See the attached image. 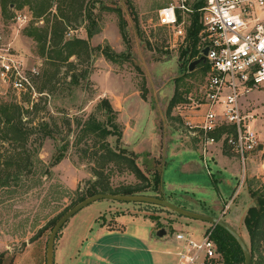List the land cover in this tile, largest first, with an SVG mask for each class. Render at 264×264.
Segmentation results:
<instances>
[{
	"label": "rangeland",
	"instance_id": "rangeland-1",
	"mask_svg": "<svg viewBox=\"0 0 264 264\" xmlns=\"http://www.w3.org/2000/svg\"><path fill=\"white\" fill-rule=\"evenodd\" d=\"M163 2L165 1L84 0L81 16L76 21H74L75 15H79L76 2L70 3L65 0H53L51 14L39 19L32 17L27 5L20 9L9 5L4 13H1L0 9V49H6L15 55L24 64L26 73L34 69L37 74L32 75L31 80L36 95L17 94L0 80V105L20 107L21 120L26 126L36 127L38 123L45 122L52 131L50 136H45L35 130L28 138L29 147L35 151L32 173L21 171L17 178L9 179L7 186H0V258L3 264H45L47 242L53 226L62 215L88 197L82 194L85 193L88 183L95 180L91 170L96 158L85 155L83 151L86 150L88 154L97 151L101 141L92 135L82 138L79 142L78 140L81 125L89 116L99 121L106 120L100 108L103 98L100 97L101 93L97 87L102 81L96 75L103 76L106 73L110 77L112 73L122 76L121 79L128 88L138 91L139 95H145L143 100L151 105L158 116L163 117V121L174 128L175 134L180 136L183 143L191 142L184 136L181 106L189 102L188 97H192L195 101L201 98V90L210 69L204 72V68L198 64L192 72L187 71L188 56L181 58V55L189 48L192 40H188L187 32L183 37H175L171 30L158 26L157 10ZM57 4L67 10L66 14L71 19L69 26L63 27V41L73 39L86 41L89 48L88 55L83 49L79 51L78 56H71L67 60L63 59L65 53L62 57L55 58L57 56L55 52L59 47L52 48L47 42L41 49L32 38L25 35L26 30L31 27L42 30L50 25L52 21L49 24L44 21L52 20L51 15L56 13ZM17 6L19 7V4ZM121 26L125 33L123 38ZM87 30L94 33L91 38H87ZM197 38L198 48L201 42L200 31ZM104 48H109L114 53L116 56L114 63L106 60L101 54ZM204 65L209 67L207 63ZM73 78L75 80L71 82ZM112 83L116 86V82ZM175 93L178 99L173 100ZM256 93L248 95L247 99L254 98ZM258 98L264 102V94ZM77 122H80L79 126ZM116 123L119 125L118 122ZM106 141L113 150L125 151L123 156L135 161L136 157L130 151L121 144L116 145L114 137H108ZM62 147H65V150L62 158L57 161L58 151ZM223 149L231 152L227 148ZM254 155L258 157V164L262 165L260 168L264 173L263 140L254 151ZM155 160L158 162L157 159ZM116 163L120 165L109 166L111 168L109 181L113 188L130 185L147 187V183L138 181L133 174L121 166L123 161ZM151 164V162L149 165L136 164L146 179L147 175L151 176L149 181L153 174L159 176L161 167V163H157L159 165L156 168ZM245 165L242 167L240 164L239 169L242 173L244 168H247V163ZM11 173L15 174L13 170ZM148 186H152V183L150 182ZM248 189L250 194L258 189L263 190L264 176L260 175L258 180L248 184ZM142 195L156 196L149 190L144 191ZM107 203L112 209L128 207L136 216H143L144 212L151 214L144 216L154 218L156 230L164 229L166 235L184 228L183 225L182 228L171 225L172 219L185 220L167 209L147 204L105 200L90 204L73 219L86 220L95 207ZM236 204L232 205L230 211L240 206ZM102 218L106 217H99L96 221L99 222ZM243 219L242 223L238 219L239 223L229 226L244 238L249 247ZM200 223L205 229L211 226ZM104 227L112 229L115 225L111 221H106ZM138 233L144 235L145 232L140 229ZM165 236L157 237L156 240L167 242ZM118 239L121 237L115 239L103 236L100 243L104 247H110L116 245ZM171 246L170 242L156 245V248L162 251L160 257L170 261L173 258L168 254L173 252ZM111 251L116 253L112 256L119 254V258L110 259L112 264L135 262L132 258H124V255L128 254L127 251L126 253L123 250ZM259 262V256H255L254 263ZM98 263L90 259L87 264Z\"/></svg>",
	"mask_w": 264,
	"mask_h": 264
},
{
	"label": "crops",
	"instance_id": "crops-1",
	"mask_svg": "<svg viewBox=\"0 0 264 264\" xmlns=\"http://www.w3.org/2000/svg\"><path fill=\"white\" fill-rule=\"evenodd\" d=\"M96 76L102 81V84L97 85L100 97L107 98L117 112V122L122 131L120 140L122 147L136 157L137 165L145 163L149 165L151 162L156 168L159 165L157 163H161L160 185L156 196L187 211L218 217L230 226L239 223V220L242 223L246 210L253 204L248 184L258 180L260 175L264 176L260 168L262 165L260 166L257 161L258 157L254 153L249 156L246 161L247 168H244L242 173L238 157L218 146L212 149L211 160L207 162L206 169L195 142L191 140L183 143L180 136L175 134L174 128L163 121L161 115H157L138 91L126 86L121 79L122 76L112 73L110 77L106 73L103 76L101 74ZM112 82H116V86H113ZM263 87L264 85L248 94L257 92L254 98L247 99V95L244 100L245 107L258 114L256 129L260 143L261 140L264 141V102L259 100L258 96L264 94ZM150 177L147 175L148 180ZM240 191L242 193L239 195ZM234 203L240 206L230 211ZM98 206L86 220L73 219L79 211L62 227L54 247V264H87L90 259L102 264H112L110 259L119 258V254L112 256L116 253L111 250H123L125 253L127 251L129 255L123 254L124 258L135 260L131 264H177L174 251L167 252L173 257L170 261L160 257L162 251L158 250L156 245L167 242L156 240V220L144 216L148 213L136 216L128 207L112 209L108 203ZM102 216L108 218L96 221ZM183 220L185 221L172 219L171 225L180 228L183 225L184 230L195 236L205 229L198 221L186 218ZM106 221H111L115 227L105 228ZM140 229L144 230V235L138 233ZM103 236L121 239H118L116 245L104 247L100 243Z\"/></svg>",
	"mask_w": 264,
	"mask_h": 264
},
{
	"label": "built area",
	"instance_id": "built-area-1",
	"mask_svg": "<svg viewBox=\"0 0 264 264\" xmlns=\"http://www.w3.org/2000/svg\"><path fill=\"white\" fill-rule=\"evenodd\" d=\"M157 10L159 27L183 37L193 16H197L201 42L198 55L205 56L210 72L201 98L181 106L184 133L201 152L208 168L214 147L227 148L242 167L259 146L257 116L244 100L264 85V0H164ZM2 51H5L2 53ZM32 69L6 49H0V80L17 94L36 95ZM184 111V112H183ZM209 172V171H208ZM226 210L227 207H224ZM214 226L195 236L184 230L166 235L177 264H221L222 255L213 240Z\"/></svg>",
	"mask_w": 264,
	"mask_h": 264
},
{
	"label": "trees",
	"instance_id": "trees-1",
	"mask_svg": "<svg viewBox=\"0 0 264 264\" xmlns=\"http://www.w3.org/2000/svg\"><path fill=\"white\" fill-rule=\"evenodd\" d=\"M65 1L70 3L76 2L79 10V15H75L74 21H76L78 17L81 16L80 13L84 4V0ZM17 4H19V7ZM52 4L53 0H0V9L1 13H4L8 9L9 5H13L16 9H20L22 6L27 5L29 6V9L32 13V17L34 19H39L42 17H47L51 14L50 9ZM201 4L202 2L199 0L198 3H196V7L200 6ZM66 13L67 10L62 9L59 4H57L56 13L51 15L52 20L46 19V21H44L46 24H49L50 21H52L50 25L42 30L31 27L30 29L26 30L25 35L29 38H32V40L36 42L41 49H43L47 42H49L52 48L59 47V50L55 52L57 55L55 58H59L60 56L62 57V55L65 53L63 59L67 60L71 56H78L79 51L83 49L88 55L89 48L86 41L80 39L63 41V27H68L71 23V19ZM121 28L122 26L120 27V30L121 36L123 38L125 37V33ZM199 31L200 26L197 22V16H193L190 20V27H188L186 31L188 40L192 41L189 45V48L181 55V58L185 57L186 55L188 56L187 66L196 59L199 53L197 49V35ZM93 34L94 33L91 30H87V38H91ZM47 36H49V40H47ZM51 52L52 51H50V53ZM101 54L106 60L114 63V58L116 56L109 48H104L101 51ZM47 58L51 59V57ZM199 65L204 68V72L209 70L207 65ZM73 80L75 79L73 78L71 82H73ZM140 96L142 99H145L144 94ZM175 99H178L177 93H175L173 97V100ZM100 108L106 120L99 121L95 117L89 116L87 120L83 122L80 128L81 134L78 142L82 138L85 139L88 137V135H92L94 138L101 141L97 151L89 154L86 150L83 151L85 155L91 156V158H96V160H94L95 165L91 170L95 180L88 183V187L82 196L84 195L89 197L98 193L124 196L142 195L146 190L157 193L160 185L159 176L157 174H153L151 181H149L138 169L134 159H128L127 157H124L123 155L125 154V151L113 150L108 141H106L108 137H114L116 145L119 146L122 131L119 125L116 123L117 112L113 109L107 98H103L101 100ZM77 125L79 126L80 122H77ZM35 130L40 131L45 136H50L52 133L49 125L45 122L38 123L36 127L26 126L21 120L20 107L6 104L0 105V186H7L9 179L11 177L17 178L21 171H25L27 174L32 173L33 157L35 156V151L29 147L28 138L32 133H34ZM64 150L65 147L59 149L58 157L56 158L57 161L62 158ZM120 160L123 161L121 166L123 168L125 167L129 173L133 174L138 181L147 183L148 185L151 182L152 186L147 185V187L143 188L141 186L130 185L113 188L109 181V172L111 171L109 166H115L118 164L116 162ZM11 170H13L15 174H12ZM250 196L253 199V204L246 210L243 219V224L249 239L248 248L251 255L250 264H255V256H259L260 262L257 264H264V189L253 191ZM156 197L160 198V196ZM151 219L155 220L154 218ZM212 238L217 244L218 252L222 255V264H244V258L241 249L227 232L219 227H215ZM0 264H3L1 258Z\"/></svg>",
	"mask_w": 264,
	"mask_h": 264
},
{
	"label": "water",
	"instance_id": "water-1",
	"mask_svg": "<svg viewBox=\"0 0 264 264\" xmlns=\"http://www.w3.org/2000/svg\"><path fill=\"white\" fill-rule=\"evenodd\" d=\"M208 48L205 47L201 51V56L194 61H192L188 65V72H192L193 69L198 64H205L206 59L205 56L207 55ZM110 201V202H117V203H137V204H148L153 205L157 207H161L163 209H167L183 218L198 221L202 223L209 224L214 227H219L223 229L225 232H227L237 243L239 248L242 251L243 258H244V264H250L251 263V255L249 248L244 241V239L241 237L240 234H238L232 227H230L228 224H226L224 221H222L220 218L210 217L194 212L187 211L185 209H182L169 201H167L164 198L154 197V196H148V195H112V194H103L98 193L94 194L92 196H89L85 198L83 201L79 202L77 205H75L73 208H71L69 211H67L64 215H62L55 225L53 226L51 233L49 235V239L47 242L46 247V255H45V264H54V244H55V238L58 234V232L62 229V227L73 217L75 216L79 211L84 209L85 207L89 206L92 203L98 202V201ZM166 235V231L164 229H160L157 231L156 236L158 238H162Z\"/></svg>",
	"mask_w": 264,
	"mask_h": 264
}]
</instances>
